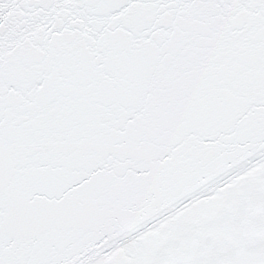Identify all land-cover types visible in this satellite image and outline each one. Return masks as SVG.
I'll return each instance as SVG.
<instances>
[{
  "label": "snow or ice",
  "instance_id": "obj_1",
  "mask_svg": "<svg viewBox=\"0 0 264 264\" xmlns=\"http://www.w3.org/2000/svg\"><path fill=\"white\" fill-rule=\"evenodd\" d=\"M0 264H264V0H0Z\"/></svg>",
  "mask_w": 264,
  "mask_h": 264
}]
</instances>
